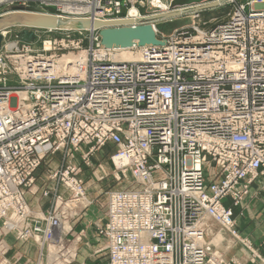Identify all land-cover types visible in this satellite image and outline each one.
I'll list each match as a JSON object with an SVG mask.
<instances>
[{
	"label": "built area",
	"instance_id": "2783aa9c",
	"mask_svg": "<svg viewBox=\"0 0 264 264\" xmlns=\"http://www.w3.org/2000/svg\"><path fill=\"white\" fill-rule=\"evenodd\" d=\"M173 1L159 8L151 0H0L1 12L40 7L142 22L179 9L176 18L192 20L169 35L163 20L149 22L165 44L128 48L105 47L98 31L84 47L70 31L37 49L11 28L0 31V237L33 240L41 255L53 246L69 263L75 250L64 223L92 204L82 165L94 167L92 156L111 143L115 179L129 172L132 184L109 192L106 222L97 224L109 264H237L212 251L211 221L252 249L226 200L237 204L264 184V0H230L226 20L208 29L192 10L199 4ZM124 52L139 60L118 58ZM58 154L61 165L48 169L42 189L52 207L34 211L27 191Z\"/></svg>",
	"mask_w": 264,
	"mask_h": 264
},
{
	"label": "rangeland",
	"instance_id": "374dc122",
	"mask_svg": "<svg viewBox=\"0 0 264 264\" xmlns=\"http://www.w3.org/2000/svg\"><path fill=\"white\" fill-rule=\"evenodd\" d=\"M232 9H233V3H231V2L226 3L224 5H221L217 8H214V9H206L200 13V17L198 19V22H199L202 29L211 28L216 23L226 20V18L228 17V14L231 12ZM7 10H11V9H7ZM144 10H145L144 8H141L142 12H144ZM4 11L3 12L0 11V15L2 13H4ZM49 13H51V12H49ZM164 21H166V20H164ZM140 24H142V23H140ZM149 24H153V23H149ZM134 26H136V25H134ZM161 26H162V24H161ZM10 31L12 32L13 37H14V35H17V36H20V38H22L23 40H25V41H22L21 44H23L25 42H29V44H31V46L33 48H37V49H41L43 47L44 39H46L48 37L55 38L58 36H62L66 32H70V31H65V30H59V31L53 30L52 32H47V29L32 28V27H11ZM71 32H72L71 40L82 42L84 47H86L87 45L90 44V42H91L90 37L91 36H90L89 31H83L84 32L83 34L78 33V31H71ZM158 39H160V38H158ZM100 151L103 154L102 155L103 157H101V159L98 158L99 159L98 160V168L100 171L98 173L95 172L97 169V168H95L92 172V175H90V177L85 182V184L88 185L89 180H92L93 178H96L95 180H97V182L95 184L88 186V189H91L90 191L92 192V195L87 192L88 193V199L90 201H92V204H90L87 208H85L81 212V215L79 218L76 217V218L71 219L69 217L70 220H68V222L64 223L65 229H70V227H71L70 233L72 235H74V239L71 238L72 241L69 242V245H72L73 241L78 243L82 237V235H81L82 233L78 234L77 230H75V224L80 222V219L83 217V213H85V211H87V209H89L93 204H95L97 202L96 200H94V198H92V196H95L101 190H103V192L101 193V196H100V199H101L100 201L102 202V204L103 203L106 204V207H107L108 195H109L110 191L117 190V189H120V188L125 187V186H130L132 184V176L129 172L126 174V176H125L126 178L123 177L121 179V181H117L115 179L116 168H115V165L113 163V160L111 159V154L113 153V151H115V146L110 143L106 147L102 148L101 150H99L97 152H100ZM59 157L61 158V155H59ZM78 160H79V157L77 156L76 161H78ZM93 161L94 160H92V162ZM53 162H54V166H50V164H52ZM42 165L41 166L43 167L42 168L43 172H45V170L47 168V171L45 172V175L47 176L48 169H50V168L51 169H58L59 166L61 165V160L55 156H52V157L46 158V160H44ZM45 166H48V167H45ZM82 167H83V165H82ZM82 172H83V169L80 172V174ZM213 172H214L213 169L208 171V174H209L208 179L211 178ZM102 175H104V179L99 180V177ZM91 176L93 177L92 179H91ZM51 184L52 183L49 182V185H51ZM98 185H100V186H98ZM55 186H57L58 190L64 189V188H62V185L61 184L59 185L56 181H54V188H55ZM96 199L98 200L99 197ZM52 204H53V200H52L51 206L48 210L51 209ZM55 205H56V202L54 199V207H55ZM226 205L230 206L233 209L234 221H235V224H236L238 229L239 228L245 229V228L250 227V226H252V227L257 226L258 227L260 225H264V184L263 183H257V184L252 185L251 190H249L248 193L243 196V199L240 200L239 203H237V204L235 203L233 198L228 197L226 200ZM48 210H46V211H48ZM210 226H211L212 232L208 234L207 240L213 244L212 245V251H220L221 253H223V255L228 260H233L237 264H264V255L258 250V248L256 247V244L253 242V239L251 237L245 236L251 241L252 249L255 248L258 251L259 256H256V257L253 256L251 254L252 249H249L248 247L244 246L241 243H238V242L236 243V241L233 239L231 234L225 230H221L220 226L217 223L211 221ZM73 228L75 231H72ZM11 234H13V233H11ZM13 235L15 236V234H13ZM97 235L100 237H104L103 235H101L99 233V231H97ZM3 237L2 236L0 237V240H3V243L0 245V264H6L5 261L8 259L9 252H10V248L8 246V243ZM30 241H33V240H30ZM106 241H107V239H106ZM33 242H35V241H33ZM106 245H107V253H108V242L106 243ZM235 247H239V248H237L238 250L241 249L244 251V253H243L244 257L243 258L235 257V255H234V248ZM74 250H75V252H74L75 257L73 259L71 258V261L69 263H66V261H64V258H67V256L62 257L60 259L54 258V261L52 263H50L49 255L51 252L49 253L47 251V249L45 248L43 251V255L40 254V257L42 258L41 264H54L55 262H62L60 264H77L78 262H76V259H77L78 250L76 247H74ZM55 251H56L55 253H58V249H56ZM60 254H61V252H59V255ZM229 254H230V256H228ZM107 255H104L103 257H101L99 259L98 264H109V259H107ZM108 257H109V255H108ZM87 264H89V263H87Z\"/></svg>",
	"mask_w": 264,
	"mask_h": 264
},
{
	"label": "water",
	"instance_id": "95a60500",
	"mask_svg": "<svg viewBox=\"0 0 264 264\" xmlns=\"http://www.w3.org/2000/svg\"><path fill=\"white\" fill-rule=\"evenodd\" d=\"M203 0H174L172 6L197 3L192 10L214 9L228 3L230 0H214L202 3ZM182 11L179 9L149 16L142 23L134 18L99 19L91 17H72L46 12L40 7H17L5 10L0 15V31L11 27H32L65 31H99L102 44L107 48H128L135 42L140 46L155 44L163 45L165 41L158 39L149 22L166 20L160 30L169 35L175 28L190 23L191 20L177 19ZM142 23V24H140ZM136 25V26H134ZM3 37L0 34V48Z\"/></svg>",
	"mask_w": 264,
	"mask_h": 264
},
{
	"label": "crops",
	"instance_id": "0c3cea01",
	"mask_svg": "<svg viewBox=\"0 0 264 264\" xmlns=\"http://www.w3.org/2000/svg\"><path fill=\"white\" fill-rule=\"evenodd\" d=\"M82 149L85 152L88 150V146L84 145ZM102 155L103 154L100 151L96 152L92 156V160H94V167H87L83 165V172L80 174V176L82 179H84L85 182L90 177V175H92V172L95 168H97L95 172L98 173L100 171L98 168V160L103 157ZM55 157L60 159L59 155H56ZM78 157V162H81L80 155ZM42 166L36 173V183L32 186L31 190L27 191L26 194V198L34 211H46L50 208L52 203L51 196L44 197L42 195L43 184L46 182L45 172L47 171L46 168L45 172H43ZM50 166H54V162L50 164ZM92 178L93 177L91 176V179ZM95 179L96 178L89 180L88 185H86L87 192L91 195L92 192L90 191L91 189H88V186L95 184L97 182V180ZM102 192L103 190H101L95 196H92V198H94V200H96L97 202L93 204L89 209H87V211L83 213V217L81 218L82 220L80 219V222L75 224V230H77L78 234L82 233V237L78 243H76L75 241L72 242L73 247H76L78 250L76 259V262H78L77 264H98L99 259L108 254L106 238L98 236L96 231L97 224L105 223L107 217L106 204H102V202L100 201ZM98 197L99 199L97 200L96 198ZM75 230L74 228L72 229V231ZM239 231L243 236L251 237L258 250L264 255V225H260L258 227L250 226L245 229L239 228ZM3 238L7 241L10 248L8 259L5 261L6 264H40V262H42V258L40 257L41 250L35 242H21L17 240L16 237L11 233L4 235ZM66 238L67 240H69V242H71L72 239H74V235L69 232L66 235ZM237 248L239 247L234 248L235 257L243 258L244 251L241 249L238 250ZM228 256H230V254ZM107 259H109L108 255Z\"/></svg>",
	"mask_w": 264,
	"mask_h": 264
},
{
	"label": "bare ground",
	"instance_id": "6f19581e",
	"mask_svg": "<svg viewBox=\"0 0 264 264\" xmlns=\"http://www.w3.org/2000/svg\"><path fill=\"white\" fill-rule=\"evenodd\" d=\"M151 2H152V5L155 6V7L165 8L167 6V3L169 2V0H151ZM135 11H137V8L136 7L131 10L132 13H134ZM201 11H204V10H201ZM177 19H179V18H177ZM187 19L188 20H191V18H187ZM187 19H185V20H187ZM165 23H166V21H163V24H162L161 27H164L165 26L164 25ZM151 26L154 29V31L157 30V28H158L157 24H151ZM161 27H159V28H161ZM118 58L124 59V60H133V61L139 60V56L130 54L129 52H124V54L118 56ZM51 250L52 251H51V253L49 255V261H50V263H52L54 261V258L56 256V255H54L56 251L53 250V246H52V249ZM60 263H62V262H55L54 264H60Z\"/></svg>",
	"mask_w": 264,
	"mask_h": 264
}]
</instances>
